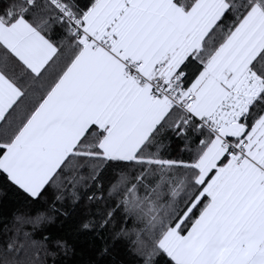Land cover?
Here are the masks:
<instances>
[{
  "label": "snow or ice",
  "instance_id": "snow-or-ice-1",
  "mask_svg": "<svg viewBox=\"0 0 264 264\" xmlns=\"http://www.w3.org/2000/svg\"><path fill=\"white\" fill-rule=\"evenodd\" d=\"M74 261L264 264V0H0V264Z\"/></svg>",
  "mask_w": 264,
  "mask_h": 264
},
{
  "label": "trees",
  "instance_id": "trees-1",
  "mask_svg": "<svg viewBox=\"0 0 264 264\" xmlns=\"http://www.w3.org/2000/svg\"><path fill=\"white\" fill-rule=\"evenodd\" d=\"M80 243H81V245H82V246H86V241H84V240H81V241H80ZM74 264H76V262H75V261H74Z\"/></svg>",
  "mask_w": 264,
  "mask_h": 264
}]
</instances>
